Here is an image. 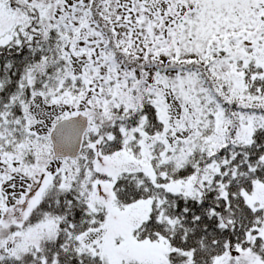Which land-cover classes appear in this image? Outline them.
<instances>
[{
    "label": "snow or ice",
    "instance_id": "obj_1",
    "mask_svg": "<svg viewBox=\"0 0 264 264\" xmlns=\"http://www.w3.org/2000/svg\"><path fill=\"white\" fill-rule=\"evenodd\" d=\"M0 264H264V0H0Z\"/></svg>",
    "mask_w": 264,
    "mask_h": 264
}]
</instances>
